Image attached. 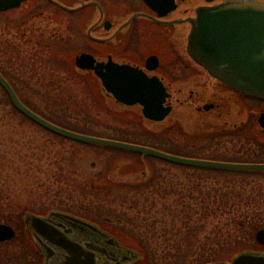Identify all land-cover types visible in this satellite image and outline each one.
Here are the masks:
<instances>
[{"label":"flooded vegetation","instance_id":"obj_1","mask_svg":"<svg viewBox=\"0 0 264 264\" xmlns=\"http://www.w3.org/2000/svg\"><path fill=\"white\" fill-rule=\"evenodd\" d=\"M152 1L154 5L147 0H23L19 5L0 10V33L7 39L9 55L8 71L0 68V72L24 103L49 119L51 116L35 106L38 104L33 96H37V90L25 80L54 85V89H74L87 85V81L94 82L111 109L130 113L145 123L163 124L152 131L163 132L170 147H198L192 143L193 139L210 140L215 145L222 139L238 137L248 142V163H264V98L230 87L188 52L191 31L188 18L195 16L196 8L204 0H175L174 8L172 0ZM82 54L90 57L83 67L76 63ZM98 71L102 77L97 75ZM35 73H39L37 77ZM138 77L149 84L143 87L151 90V95L135 93L122 97L128 100L141 97L151 105L160 106L167 110L163 119L147 117L141 101L128 104L112 91V88L118 92L130 88L137 92ZM23 88L28 91L26 96L22 94V91L27 93ZM158 112L155 114L159 115ZM182 137L185 139L181 140ZM188 138L191 139L187 143ZM107 174L108 171L105 178ZM107 179L116 183L112 178ZM76 232L75 238L82 247L78 252L84 260L81 264L87 263V255L92 251L98 252L99 264H104L108 256L122 260V254L111 251L108 243L93 242L99 236L82 229ZM120 242L137 249L121 239ZM34 247L39 256L37 264L46 261L62 264L60 251L50 254L38 244ZM248 250L264 253V243L252 242ZM221 262L231 264V258L197 264ZM135 264L141 262L137 260ZM171 264L180 263L172 260Z\"/></svg>","mask_w":264,"mask_h":264},{"label":"trees","instance_id":"obj_2","mask_svg":"<svg viewBox=\"0 0 264 264\" xmlns=\"http://www.w3.org/2000/svg\"><path fill=\"white\" fill-rule=\"evenodd\" d=\"M4 94L7 98L3 90L0 105L9 104L7 111L13 118L34 123L9 98L6 101ZM47 132L63 142L98 146ZM75 154V149L70 153L57 150L53 154L54 168L43 171L45 179L41 183L22 187L30 196L19 205L14 204L13 189L4 185L0 172V219L18 231L12 240L0 245H23L32 264L38 263L39 256L22 219L28 210L46 213L53 207L85 215L134 240L144 256L142 264H171L172 260L197 264L224 258L229 252L256 242L257 230L264 228V181H259L264 180V172L192 168L194 172L188 176L196 177L200 183H187L181 189L166 184L162 174L140 183L99 184L92 179L91 184L83 185L73 179L75 171L71 166ZM158 177L163 184L155 185ZM209 178L217 183L207 185L201 181Z\"/></svg>","mask_w":264,"mask_h":264},{"label":"rangeland","instance_id":"obj_3","mask_svg":"<svg viewBox=\"0 0 264 264\" xmlns=\"http://www.w3.org/2000/svg\"><path fill=\"white\" fill-rule=\"evenodd\" d=\"M6 44L8 42L4 33H0V68L8 71L7 56L9 57V55L6 52ZM14 62L18 64V60L14 59ZM17 74L15 73V75ZM35 74L37 77L39 73ZM25 81L32 83L33 85L30 87L37 90L35 91L37 96H33L36 100L35 104H38L35 105L37 109L51 116L50 120L54 123L75 132L149 146L165 152L172 151L175 154L192 158L220 161L243 159L248 161V142L238 137L222 139L215 145L210 140L193 139L192 143L198 147H170L163 132H154V129H158L163 124L145 123L130 113L116 112L118 110L115 108L112 110L106 104L103 93L94 82L87 81V85L83 84L74 89H54V85L50 87L31 80ZM23 90L27 91L24 88ZM0 94H2L0 95L1 99L3 89L2 91L0 89ZM22 94L26 96L28 91L27 93L22 91ZM5 100L7 101L6 96ZM8 107H10L9 104L8 106L0 105V172L5 179L4 185L13 189L11 192L16 200L15 205L27 201L30 196L23 191V188H29L37 182L41 183L45 179L43 171L46 168H54L55 157L53 154L57 150L70 153L75 149L76 154L73 155V166H71L74 167L75 171L73 179H76V182L80 181L83 185L86 182L91 184L92 179L97 180L99 184L113 183L109 182L107 177L116 182L113 183L114 185L126 181L138 182L149 179L151 176L157 177L159 174L165 178L166 184L171 183L178 189L187 183L190 185L200 183L196 177L192 179L188 176V173L194 172L192 168H197L195 166L182 165L125 149L63 142L34 123L13 118L7 111ZM183 139L185 137L181 138V140ZM190 139L188 138L187 143ZM46 145H49V148ZM107 171L108 174L105 178L104 173L106 174ZM201 181L207 185L217 183L214 179ZM76 182H72L71 185H76ZM163 183L161 178H156L155 185ZM51 209L60 208L52 207ZM25 213H23V218ZM109 230L126 244L138 247L134 240L130 241L127 239L128 237L120 236L111 228ZM17 234L18 231L16 230ZM248 245L229 252L224 258H232L239 251L248 249ZM186 246L183 245V247ZM23 247L18 243L0 245V264H30L29 261L33 262V260H29V256H26L27 252ZM16 256L17 259H14Z\"/></svg>","mask_w":264,"mask_h":264},{"label":"water","instance_id":"obj_4","mask_svg":"<svg viewBox=\"0 0 264 264\" xmlns=\"http://www.w3.org/2000/svg\"><path fill=\"white\" fill-rule=\"evenodd\" d=\"M22 1L0 0V10L19 5ZM147 2L151 5L155 4L152 0ZM172 2L174 8L175 0ZM188 21L191 24L188 37L190 55L210 74L230 87L250 96L264 98V0H204L196 8L195 16L189 17ZM89 58V55L82 54L76 58V63L83 67ZM97 75L102 77L99 71ZM138 83L140 87L137 88V92L130 88L121 89L120 95L113 88L112 91L128 104L141 101L147 117L163 119L167 110L160 106L151 105L148 100L141 97L129 100L122 97L123 94L132 96L135 93L150 96L152 91L143 87L149 84L140 78ZM0 85L8 93L16 109L25 116L41 127L71 140L125 149L188 166L236 171L264 170V163L248 164L184 157L149 146L75 132L48 120L28 107L1 72ZM157 112L159 115L155 114ZM23 219L35 242L42 246L46 253L51 254L54 250L61 252L62 264H81L84 261L79 255L82 247L78 243L80 241L75 238L76 229L86 230L94 237L99 236L100 239L93 242L108 243L111 251L122 254L121 261L108 256L104 258V264H126L123 261L135 264L141 259L138 251L126 247L99 224L79 218L70 212L52 209L44 215L27 211ZM15 235V228L0 220V241H8ZM256 238L264 243V228L257 231ZM87 257L86 264H99L98 261L101 260L98 252L94 251ZM49 258L50 255L47 256V259ZM48 262L46 261V264ZM221 264L225 263L221 262ZM231 264H264V253L244 250L232 258Z\"/></svg>","mask_w":264,"mask_h":264}]
</instances>
